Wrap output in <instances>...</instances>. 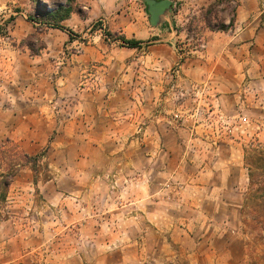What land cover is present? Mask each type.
<instances>
[{
    "label": "rangeland",
    "instance_id": "rangeland-1",
    "mask_svg": "<svg viewBox=\"0 0 264 264\" xmlns=\"http://www.w3.org/2000/svg\"><path fill=\"white\" fill-rule=\"evenodd\" d=\"M170 1L154 28L167 29L170 14L184 8V1ZM127 6L125 0H0V243L27 239L43 220V250L54 251L65 240L71 252L67 235L80 229L73 222L82 221L83 229L90 221L98 240L90 251L106 250L104 264H264V82L237 98H220L212 84L184 80L185 63L205 58L207 34L222 31L217 17L224 7L214 3L192 10L165 42L173 43L177 62L156 103L149 91L159 68L154 65L141 64L145 93L111 94L115 76L103 74L100 60L132 57L121 50L127 47L121 38L134 40L124 31ZM59 7L72 11L61 23L64 30L44 16ZM147 14L141 38L151 30ZM150 41H144V56ZM199 44L206 46L200 52ZM141 110L146 120L159 117L174 138L160 146L171 156L159 165L158 206L129 209L130 201L152 200L151 191L137 192L133 178H126V193L119 185L125 178L102 176L93 196L98 204L77 207L66 174L79 153L93 149L73 142L76 124L107 133L112 123H134ZM129 147L97 146V166ZM138 148L131 146L129 155ZM153 213L156 220L135 219Z\"/></svg>",
    "mask_w": 264,
    "mask_h": 264
},
{
    "label": "crops",
    "instance_id": "crops-1",
    "mask_svg": "<svg viewBox=\"0 0 264 264\" xmlns=\"http://www.w3.org/2000/svg\"><path fill=\"white\" fill-rule=\"evenodd\" d=\"M127 6V17L124 29L125 33L129 32L131 39L139 43L136 48H122L123 53H129L132 57L128 58H110L104 56L101 61L103 63V74L114 73L115 82L111 88V94L118 96H138L145 93L146 80L141 76L144 75L143 65H154V67H162L165 72L153 73L154 85H152L151 94L155 95V103L163 90L168 89L170 74L167 75V70H171L177 62V53L173 43L169 42L180 31L179 24L186 22V19L196 8H209L214 3L220 4L222 8L219 10L221 24L227 30L209 32L208 35V50L205 58L191 59L185 63L182 68V74L185 81L197 83L212 84L214 91L217 92L220 98H237L244 92H250L264 82V0H182L185 2L182 11L170 14L171 22H168L167 29L154 28L146 37H139L140 32H144L145 23L144 15L146 13L143 0H125ZM189 2V3H188ZM232 5V8L229 7ZM229 7V8H228ZM148 15V14H147ZM173 25V26H172ZM175 29V30H174ZM163 37H167L166 40ZM158 38V39H156ZM128 39V38H127ZM151 40L147 46L144 56V41ZM261 52V54H257ZM90 56H92L90 54ZM94 57H92L93 60ZM114 60V61H113ZM90 63V62H88ZM259 64L261 75L257 76L256 68ZM143 64V65H141ZM117 65V66H116ZM263 66V67H262ZM142 70V72L140 71ZM141 72V73H140ZM167 86V87H166ZM110 89V88H109ZM144 90V91H143ZM135 116V122L122 126L120 123H112V126L107 128V133H101L100 129L92 126L89 132L81 131L79 123L77 125V133L74 137V143L77 145H85L93 149L87 154H78L74 160L73 168L70 169L67 177L73 181L72 190L76 193L73 202L77 207H81L84 202L87 204V209L98 204V198L93 196L97 194L96 180L99 177H115L125 178L124 181H119V185L123 188V192L128 193L131 190L126 178H133L131 183L136 187V191L143 194L144 191H151V199L144 201L137 199L130 201L127 207L133 209L143 207L145 202L156 207L155 197L160 191V186L157 185L158 178L163 175L159 169L160 162L166 157H170L169 152L160 149L161 145H166L174 141L170 137V129L168 133L159 124V117H153L146 120L144 111L141 110ZM146 120L147 123H142ZM41 124V123H40ZM75 125V124H74ZM170 128V127H169ZM110 146H139L136 153L129 155L128 149H121L117 154L107 156L104 161H109L103 168L97 166V158L95 152L100 145ZM148 146V152L145 153ZM89 148V149H90ZM125 150V151H124ZM105 168V169H104ZM104 169V171H103ZM103 172V174H102ZM59 176V175H58ZM63 176V175H62ZM173 177V176H169ZM166 191V190H164ZM100 193V192H99ZM151 201V203H150ZM158 206V205H157ZM139 219L156 220L157 217L152 215H137ZM90 219V217H89ZM91 220V219H90ZM41 229H29L27 239L16 242L9 246V242L0 243V264H104L107 259L106 250L99 253L97 247L94 251L91 248L96 247L97 236L91 232V222H87L85 228H81L82 221L73 222L80 226L72 235H67L72 239V247L69 252L68 246L65 247L63 242L56 244L54 251L43 250V220H37ZM76 227V226H74ZM63 235V237H67ZM99 237V236H98ZM62 239V238H61ZM100 240V237H99ZM109 242V241H108ZM107 244V243H106ZM104 244V248H110ZM103 245V244H102ZM89 249L84 250L85 247ZM99 246V245H98ZM103 247V246H102ZM101 247V248H102ZM68 253L71 255L68 256ZM71 256V257H70ZM71 259H70V258ZM171 263L174 260L171 259ZM122 263V261H120ZM167 264V263H166Z\"/></svg>",
    "mask_w": 264,
    "mask_h": 264
},
{
    "label": "trees",
    "instance_id": "trees-1",
    "mask_svg": "<svg viewBox=\"0 0 264 264\" xmlns=\"http://www.w3.org/2000/svg\"><path fill=\"white\" fill-rule=\"evenodd\" d=\"M63 11H64V14H61ZM71 12H72L71 9L63 10L62 7H59L56 12L45 11L44 16L46 17L47 21L53 22V25L55 28L64 30V28L61 27V23L70 17ZM219 29L225 30L226 26L221 24ZM121 41L124 45H126L127 47H130V48H136L139 46V43H140L136 40H127L124 37L121 38Z\"/></svg>",
    "mask_w": 264,
    "mask_h": 264
},
{
    "label": "water",
    "instance_id": "water-1",
    "mask_svg": "<svg viewBox=\"0 0 264 264\" xmlns=\"http://www.w3.org/2000/svg\"><path fill=\"white\" fill-rule=\"evenodd\" d=\"M147 6V11L150 17V24L153 27H157L162 22V17L169 12L172 7L170 0H144Z\"/></svg>",
    "mask_w": 264,
    "mask_h": 264
},
{
    "label": "built area",
    "instance_id": "built-area-1",
    "mask_svg": "<svg viewBox=\"0 0 264 264\" xmlns=\"http://www.w3.org/2000/svg\"><path fill=\"white\" fill-rule=\"evenodd\" d=\"M201 43V41H200ZM206 46L204 44H199V48H196L198 52L202 51Z\"/></svg>",
    "mask_w": 264,
    "mask_h": 264
}]
</instances>
